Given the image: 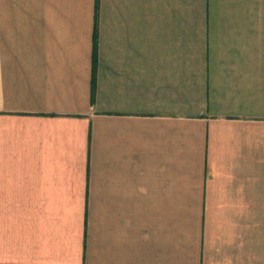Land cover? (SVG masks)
<instances>
[{"label": "crops", "instance_id": "0c3cea01", "mask_svg": "<svg viewBox=\"0 0 264 264\" xmlns=\"http://www.w3.org/2000/svg\"><path fill=\"white\" fill-rule=\"evenodd\" d=\"M0 264H264V0H0Z\"/></svg>", "mask_w": 264, "mask_h": 264}]
</instances>
